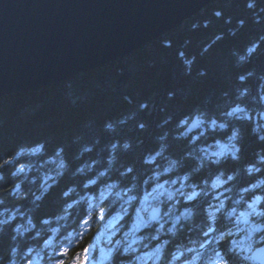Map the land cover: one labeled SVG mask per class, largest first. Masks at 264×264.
I'll use <instances>...</instances> for the list:
<instances>
[{"label": "clouds", "instance_id": "1", "mask_svg": "<svg viewBox=\"0 0 264 264\" xmlns=\"http://www.w3.org/2000/svg\"><path fill=\"white\" fill-rule=\"evenodd\" d=\"M256 48L247 46L237 63L247 62ZM180 57L190 72L194 58ZM252 75L237 80L244 83ZM259 81L255 95L238 89L219 112L195 108L181 116L142 154L139 168L117 154L132 149L128 139L114 140L102 158L75 168L63 147L49 154L43 142L0 157V181L3 168L14 165L11 182L0 188V235L11 233L0 264H264V149L242 162L240 128L250 125V133L264 142V76ZM246 97L249 103L242 102ZM146 107L139 105L141 111ZM134 116L103 128L112 133ZM169 136L185 142L182 152L170 151ZM92 151L85 144L76 159ZM66 175L74 182L38 215Z\"/></svg>", "mask_w": 264, "mask_h": 264}, {"label": "trees", "instance_id": "2", "mask_svg": "<svg viewBox=\"0 0 264 264\" xmlns=\"http://www.w3.org/2000/svg\"><path fill=\"white\" fill-rule=\"evenodd\" d=\"M165 41L170 42L169 46L164 45ZM253 43L257 44L256 51L247 62L238 64L237 57L244 53V47ZM180 53L185 59L194 58L188 73ZM201 71L205 74L200 75ZM248 72L253 75L240 83L237 77ZM261 76L264 0H214L179 26L119 60L31 93L0 96V157L11 155L19 145L43 142L50 154L63 147L65 158L75 168L81 161L106 154L103 149L114 140L128 139L132 149L117 154L122 163H134L139 168L142 154L154 149L156 137L171 131L181 116L195 108L219 112L238 89L248 88L254 93ZM170 92L174 94L171 99ZM142 102L147 107L141 111ZM132 113L134 118L118 125L114 132L104 130L105 122ZM168 117L171 121L161 126ZM138 123L145 127L139 129ZM240 128L242 162H248L258 149H264V142H258L250 133V125L241 123ZM169 143L174 154L184 149V141L169 136ZM85 144L93 145V151L77 161L75 157ZM12 166L3 168L0 188L11 182ZM71 182L66 175L45 199L38 215L46 214L60 189ZM9 236L10 230L0 235V251L9 246Z\"/></svg>", "mask_w": 264, "mask_h": 264}, {"label": "water", "instance_id": "3", "mask_svg": "<svg viewBox=\"0 0 264 264\" xmlns=\"http://www.w3.org/2000/svg\"><path fill=\"white\" fill-rule=\"evenodd\" d=\"M212 0H0V95L87 71Z\"/></svg>", "mask_w": 264, "mask_h": 264}, {"label": "bare ground", "instance_id": "4", "mask_svg": "<svg viewBox=\"0 0 264 264\" xmlns=\"http://www.w3.org/2000/svg\"><path fill=\"white\" fill-rule=\"evenodd\" d=\"M213 1H214V0H212L211 2H213ZM204 6H205V5H204ZM201 8H202V7H201ZM201 8H200V9H201ZM200 9H199V10H200ZM199 10H198V11H199ZM198 11H197V12H198ZM193 15H194V14H193ZM193 15H191V16H193ZM191 16H190V17H191ZM190 17H189V18H190ZM187 19H188V18H187ZM187 19H185V20H187ZM185 20H183L182 22H184ZM182 22H181V23H182ZM181 23H180V24H181ZM180 24H179V25H180ZM179 25H178V26H179ZM175 27H177V26H175ZM175 27H173V28H175ZM173 28H171V29H173ZM171 29H170V30H171ZM167 31H169V30H167ZM167 31H164L163 33L167 32ZM163 33L158 34L157 37L152 38L149 42L155 40L156 38H158V37H159L160 35H162ZM149 42H147V43H149ZM144 45H145V44H144ZM144 45H143V46H144ZM235 45L237 46L238 43H235L234 46H235ZM248 46H249V45H248ZM141 47H142V46H139V47H137V48H135V49L133 48V50H130V51H128V52L125 53V54L131 53V52H134V51L138 50V49L141 48ZM246 47H247V46H246ZM246 47H244V50H245ZM241 50H242V49H241ZM244 50H243V51H244ZM125 54H124V55H125ZM79 73H82V72H79ZM74 75H75V74H74ZM72 76H73V75H69L68 77L63 78L62 80L67 79V78H71ZM59 81H60V80H59ZM56 82H57V81H56ZM259 82H260V81H259ZM253 89L255 90V92H254L253 94L251 93L250 96H251V95H255V93H256V89H257V86H256V88H253ZM24 93H25V92H24ZM249 101H250V97H247V98H246V103H249ZM223 107H224V106H223ZM223 107H222V108H223ZM184 143H185V142H184ZM182 150H183V149H182ZM180 152H181V151H180ZM49 154H50V153H49ZM106 154H107V153H106ZM106 154H104V155H106ZM104 155L101 153V154H99V155H96V158H97V157L102 158ZM7 156H8V155H4L3 157H7ZM76 157H77V156H76ZM76 157H75V159H76ZM76 160L78 161L79 159H76ZM83 162H85V161H81L80 163H83ZM225 167H227V166L225 165ZM71 183H73V182H71Z\"/></svg>", "mask_w": 264, "mask_h": 264}, {"label": "rangeland", "instance_id": "5", "mask_svg": "<svg viewBox=\"0 0 264 264\" xmlns=\"http://www.w3.org/2000/svg\"><path fill=\"white\" fill-rule=\"evenodd\" d=\"M144 44H146V43H144ZM142 46H143V45H142ZM126 55H127V54H125V55H121V56H119V57L113 59L112 61H109V62H107V63H105V64H102V65H99V66H97V67L91 68V69H89V70L98 69V68H100L101 66H104V65H106V64H108V63H111V62H114V61H116V60H119V59L125 57ZM89 70H87V71H89ZM83 72H86V71H83ZM53 83H55V82H53ZM53 83H50V84H48V85H51V84H53ZM258 84H259V83H258ZM258 84H256V86H257ZM48 85H45V86H43V87H46V86H48ZM43 87H40V88H37V89H33V90H29V91H25V93H31L32 91L39 90V89H41V88H43ZM18 93H23V94H25L24 92H14V93L3 94V95H0V96H5V95H9V94H18ZM252 94H253V93H252ZM22 145H25V144H22ZM22 145L17 146L16 149H17L18 147L22 146ZM182 151H183V150H181V152H182ZM97 158H98V157H97ZM17 162H18V161H17ZM12 167H14V165H13ZM12 167H11V168H12ZM10 235H11V233H10ZM8 247H9V246H8ZM8 247H7V248H8Z\"/></svg>", "mask_w": 264, "mask_h": 264}]
</instances>
